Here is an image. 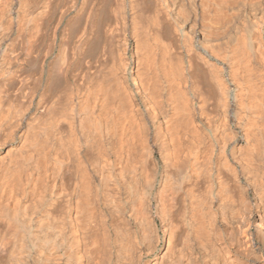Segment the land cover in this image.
Returning a JSON list of instances; mask_svg holds the SVG:
<instances>
[{"label":"bare ground","instance_id":"obj_1","mask_svg":"<svg viewBox=\"0 0 264 264\" xmlns=\"http://www.w3.org/2000/svg\"><path fill=\"white\" fill-rule=\"evenodd\" d=\"M29 1L84 27L0 75V264H264V0Z\"/></svg>","mask_w":264,"mask_h":264},{"label":"rangeland","instance_id":"obj_2","mask_svg":"<svg viewBox=\"0 0 264 264\" xmlns=\"http://www.w3.org/2000/svg\"><path fill=\"white\" fill-rule=\"evenodd\" d=\"M11 1L12 4L9 7L10 9L8 8L5 11V14H2V12H0V75L3 76L6 80L8 78L12 80V83L10 82L8 85L3 86L1 88L2 91H5L7 94L10 93L11 95H13L12 99L18 100L20 98L19 95L21 94V92L24 91V89L25 91H27L29 88H32L35 84L34 82H36V80L39 78V72L41 69L40 64H43L45 55L47 54V51L52 46V44L56 43L54 50V55L56 56L59 54L62 41L68 40L67 42H70L72 40L73 42L75 41L77 42L79 40V38L81 37L80 35H82V31L80 29L83 30L82 27H84V25L81 24L82 21L80 20L81 22H78V24L80 23V25H82V26L79 25L80 29L77 27L75 28L74 32L66 34L67 36H64L62 31L66 27L68 21L60 24L59 21L54 19L52 20V18L47 20L46 17L50 18L48 15L44 17L45 19L44 21L46 23H43V25L44 26L46 25V27L40 26L39 27L40 29L39 28L37 29V24L38 23L40 24V21L37 20L38 15L34 14L33 16L32 14H30L27 8L25 9V11L22 12L20 10V5L18 4V0H11ZM47 1L48 0H31L29 2L30 3L33 2L35 5H38V7L40 8L38 12H41L43 11L42 9L43 6L47 5L46 4ZM105 1L107 3V0ZM109 1L111 3L112 8H114L116 4L118 6L119 3L122 2V0H109ZM111 1L113 2V4ZM153 2L155 3L157 2V0ZM25 3H28V1H25ZM34 4L31 3V5ZM117 6L115 8H117ZM153 8H155V10L152 11ZM156 8L157 7H155L154 5L151 8V10L148 11L150 13V14L147 13L148 17L153 16L152 14L153 12H156ZM18 11L19 12L21 11V13H18ZM101 36L104 38V40H101L104 41L102 43L103 45L102 44L100 45L101 41L97 42V45H99L98 48L101 46V50L99 48L98 51L94 53V56L89 59L77 60L76 64L72 68V72H71L72 79H77V77L79 75L81 76V74L84 72L87 71L94 72L98 68L103 67L101 66L103 65V61L106 67L109 68L111 66L113 61V56L109 51L112 49L114 39L111 40L110 36L105 37L103 33L101 34ZM102 37H100V39ZM105 38L106 39L109 38L108 41L111 40L112 46ZM108 45L111 46V49H108L107 51H103L102 48L105 47L106 50L107 48L110 47ZM102 54H104L105 57L108 56L109 58L103 59L101 63L100 56ZM53 59L54 56L48 57L49 61L50 60L52 61ZM48 60L46 61L49 62Z\"/></svg>","mask_w":264,"mask_h":264}]
</instances>
